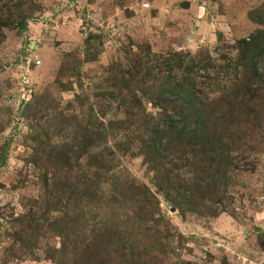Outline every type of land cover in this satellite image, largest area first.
I'll return each mask as SVG.
<instances>
[{
  "label": "rangeland",
  "instance_id": "obj_1",
  "mask_svg": "<svg viewBox=\"0 0 264 264\" xmlns=\"http://www.w3.org/2000/svg\"><path fill=\"white\" fill-rule=\"evenodd\" d=\"M2 14L13 24L20 15L28 22L24 30L0 28V148L6 149L0 166V264H264V93L247 94L245 87L258 86L248 80L232 90L240 75L232 70L239 42L264 32V0H0ZM170 54L183 61L173 71L174 81L191 78L209 112L230 115L224 121L228 164L218 165L225 188L220 193L213 185L202 198L183 202V211L166 200L165 186L154 187L158 163L141 143L151 140L140 132L145 120L154 124L163 112L142 97V108L124 109L103 96L124 78L144 82L147 89L153 80L132 71L147 55L159 62ZM191 60L211 61L229 74L219 67V83L206 85L203 77L212 70L188 76ZM157 70L160 83L163 72ZM94 125L103 135L94 127L88 135L83 131ZM40 131L49 134V143ZM73 132L84 137L85 154L66 184L78 188L82 200L72 209L61 196L54 211L44 212L42 202L50 200L45 171L56 163L58 144ZM123 140L129 148L121 153L116 143ZM167 148L166 154L174 153L173 145ZM102 151L118 160L107 183L99 184L92 166ZM163 167L173 171L169 162ZM178 168L172 173L177 185L191 176L189 166ZM85 174L99 189L82 192L77 184ZM114 179L132 192L123 202L109 199ZM135 187L155 195L158 212L130 234L144 253L124 261L115 227L129 233L132 224L124 214L138 211L132 205Z\"/></svg>",
  "mask_w": 264,
  "mask_h": 264
},
{
  "label": "trees",
  "instance_id": "obj_2",
  "mask_svg": "<svg viewBox=\"0 0 264 264\" xmlns=\"http://www.w3.org/2000/svg\"><path fill=\"white\" fill-rule=\"evenodd\" d=\"M7 6L8 4L3 7ZM10 8L9 6L7 7L9 15L11 11ZM16 9H18L17 6ZM27 19L28 18L24 15H20L13 24L10 22L8 15L5 17V14H2L0 16V28L17 27L19 30H24L27 27ZM251 19L254 20L256 18L251 16ZM239 47L241 51L234 61L232 70L238 72L239 69L240 75L237 74L235 77L232 90H234V92L238 91V89H241L239 87L246 86L245 83L246 80H248L249 84L255 82L258 86L253 89L245 87L248 90L247 94L255 95L256 91H259L261 95L264 93V64L261 69L259 68V64L263 63L262 60L264 58V32L253 34L251 37L240 41ZM148 56L149 55L144 58L145 61H142L135 70L132 71L135 75L141 74L143 80H153V82L149 83L151 85L148 86L147 89H142V87H144V82H131L124 78V80L118 83L119 85L114 83L115 89L113 92L107 95L104 94L103 96H111L116 99L117 107L124 109L142 108L140 99L142 97L147 101L153 102V105L159 107L163 112L154 124H151L149 120H145L143 126L140 128V132L142 134L147 133L146 135L151 137V140H141V143L146 146L148 150L147 153H149L151 157L156 155L155 159L152 157V160L158 163L153 166V169L158 171V175L156 174L154 178V187L156 190H162L163 186H165L167 190L166 200L183 211V202H190V200L192 201L199 197L202 198V195L213 187V185L218 186V188L221 187L217 191L220 193H222L225 188V175L221 174L219 169L220 167H227L228 164V157L226 155L227 150H225V148L228 149V146L224 137L227 129L224 128V124H226L224 121L227 120L226 118H229L230 115L221 112V116H219L214 110L213 112H209L207 110L208 102L202 100L199 94L196 93L195 82L191 80V78L181 80V84L174 81L173 71L181 68V64H183L180 54H170L159 62H151ZM219 67L220 66L213 64L211 61L207 62L202 60L200 63H195L191 60L190 66L186 67L185 71L188 76H196L200 71L212 70V75L208 74L203 77L205 79L204 84L210 85L212 81L219 83V77L222 73L229 74L227 68ZM217 68H219L222 73L219 71L217 72ZM155 70L159 73L163 72V78L160 83L156 82L158 78L155 75ZM138 90L142 93L140 96H138ZM262 97L263 95L261 96V100L264 102V98ZM225 98H227V95L224 93L221 99L224 100ZM34 110L35 113H33V118L36 117L34 114L38 112L37 106ZM67 122L68 121H65V123ZM97 122L99 126L103 125L102 118L97 119ZM99 126H87L83 131L88 135L90 132L95 131L93 129L94 127L97 129V133L103 135V132L100 130L101 127ZM42 130L43 129H41V131ZM41 131L37 135H39L40 138L45 137L46 140L43 142L49 143V134H47V132L42 134ZM71 137L69 141H63L58 144V147L56 146L57 149L52 154L56 163L51 165V171L49 168L45 171L43 187L50 200L47 201L45 198L42 202V209L44 212L45 210L49 211V209H51L50 211H54L52 209H56L57 204H60L61 196H64L63 200L66 202V205L70 208L72 207V209L77 202L82 200L80 197H77L78 188H75V186L70 187L66 184L68 179L70 180V175L68 173L71 171L72 167L74 168V163L85 154L81 151L80 147L82 143H80V139L84 137L82 135L78 136L77 132L71 133ZM33 139L35 140L36 138L33 137ZM128 141L123 140L121 143L120 141L117 142V151H121V153L126 152L129 148ZM38 144H42L41 139L38 140ZM172 145L175 149L174 153L166 154L165 149H168L167 147ZM110 156H113V158L109 159ZM145 158L147 159L149 157L145 155ZM114 159L118 160L114 157L113 153L108 154L103 151L96 159L92 167L96 170H94V174L99 184L107 181L105 177L112 172ZM5 161L6 149L5 146H2L0 148V166L4 165ZM164 161L172 165L173 171H165L163 167ZM218 165L220 167H218ZM178 166H189L191 168V176L187 182H182L177 185V178L174 180L175 177L172 173L174 174L180 171ZM47 175H50V178H48ZM79 177L80 179L78 180L79 183L77 186L81 185L83 193H87L89 189L93 187L99 189L98 183L94 185L87 183V179H89L87 174L83 176L80 175ZM111 181L112 186L109 190V192H111L109 199L119 200V198L122 197L121 202H123L126 194L132 192L129 191L130 189L127 187V184L123 185L124 183L117 182L115 179ZM133 193H135V197H138V199L133 200L132 205L138 211L134 212L131 209V217L124 214L126 224L130 222L132 224L129 233L126 231L121 232L123 228L118 229V226L115 227V229L117 228L115 232L122 237L120 239L122 245V254L120 257L124 261H131L132 258H136L138 254V257H140V252L144 253V249H142V251L140 250V247L135 244L130 234L132 233V236L136 235L139 230H141V222L152 219L153 214L158 212V204L156 203L155 195L147 188L138 187ZM117 220L119 222V218H117ZM59 221L62 223L60 218L54 220L53 224L56 225ZM155 223L158 224L160 221L155 220ZM116 225H118V223Z\"/></svg>",
  "mask_w": 264,
  "mask_h": 264
},
{
  "label": "water",
  "instance_id": "obj_3",
  "mask_svg": "<svg viewBox=\"0 0 264 264\" xmlns=\"http://www.w3.org/2000/svg\"><path fill=\"white\" fill-rule=\"evenodd\" d=\"M171 212H174V209H172Z\"/></svg>",
  "mask_w": 264,
  "mask_h": 264
}]
</instances>
